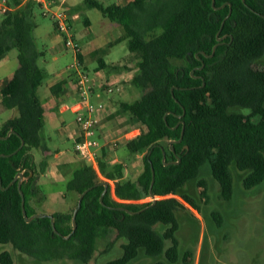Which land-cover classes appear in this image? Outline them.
Returning a JSON list of instances; mask_svg holds the SVG:
<instances>
[{
    "label": "trees",
    "instance_id": "obj_1",
    "mask_svg": "<svg viewBox=\"0 0 264 264\" xmlns=\"http://www.w3.org/2000/svg\"><path fill=\"white\" fill-rule=\"evenodd\" d=\"M85 2L123 26L124 33L111 44L127 39L138 59L132 83L143 93L132 102L123 101L119 110L128 115L129 125L144 127L126 144L133 153H144L143 170L135 180L120 182L126 165L111 162L104 148L97 166L78 167L66 183L68 191L77 193L76 204L88 189L76 215L77 228L69 238L65 235L73 230L76 205L51 212L59 233L50 216L26 220L18 181L11 182L18 172L24 173L25 207L28 215L35 214L34 202L46 194L38 177L48 164L46 159L37 163L33 153L46 149L44 107L38 96L45 79L38 59L44 51L33 36L35 8L40 3L29 0L6 10L0 19V59L16 47L19 64L2 87L1 100L19 114L0 128V135L15 130L0 137V243L39 260L70 257L87 262L96 251L98 237L115 229L118 237L127 239L123 254L100 264H129L142 252L165 255L153 264L176 262L180 258L176 212L185 205L180 197L196 205L184 190L193 180L206 193L207 182L201 178L204 165H209L227 200L234 195L233 166L244 175L245 188L264 181V0H215L214 5L213 0H130L107 6L99 0ZM220 29L219 35H226L221 40ZM98 62L99 68L121 66L103 57ZM67 82L62 79L52 91L63 92ZM236 107L251 110L245 113ZM183 123V139L165 146L163 139L180 138ZM23 139L24 145L16 151ZM104 181L108 188L101 197ZM150 196L155 198L139 201ZM158 223L166 225L163 232L156 228ZM168 240L171 244L166 246ZM0 264H15L10 250L0 252Z\"/></svg>",
    "mask_w": 264,
    "mask_h": 264
},
{
    "label": "rangeland",
    "instance_id": "obj_2",
    "mask_svg": "<svg viewBox=\"0 0 264 264\" xmlns=\"http://www.w3.org/2000/svg\"><path fill=\"white\" fill-rule=\"evenodd\" d=\"M69 2V0H66ZM77 11L69 16L71 33L81 43V51L90 56L97 49L102 48L101 55L108 63L125 62L117 71L108 68L101 69L102 77L107 81H114L117 85L128 84L131 89L128 93H122L119 88L114 87L115 91L108 92L96 100L110 103V97L118 100L134 101L138 99L143 91L132 83V78L137 71L136 56L131 53L128 47L127 39H123L112 45H108L111 40L118 37L124 29L122 25L106 16L101 9L89 6L85 0H80ZM105 6L110 5L116 0H99ZM6 4L4 0H0ZM67 2L57 0L55 4L66 7ZM14 7L15 3L10 0ZM3 11L0 9V19ZM85 17H89L90 24L85 22ZM35 20L37 27L33 32L34 39L39 49L44 51L38 59L40 67L46 70L44 86L49 82L52 71L56 73L65 70L70 73L67 65L72 61L74 50L66 46L64 41V32L56 29L54 21L49 14H44V8L37 5L35 8ZM5 63L0 65V100L1 86L6 77L16 69L19 64L18 49L16 47L9 50L6 54ZM57 56V57H55ZM1 60V59H0ZM264 61V57L262 58ZM87 69L92 78L97 76L96 68L99 66L98 60L88 58ZM117 72L118 81L113 79V73ZM125 84V85H126ZM124 85V86H125ZM99 88H102L100 85ZM45 106V126L42 135L47 146L59 152L60 158H70L73 165L78 168L85 159L75 151V137L73 133L77 130L76 113L69 106L67 110L60 111L59 106H54L42 96ZM245 113L251 109L245 107L233 108ZM19 111L16 107L8 108L0 103V128L3 122L11 117L17 116ZM124 118L120 123L109 130V136H117L125 130ZM123 122V123H122ZM162 142L168 146L171 141L163 139ZM41 149L33 150L35 160L38 162L42 157ZM54 153V152H53ZM119 155L126 157L119 158L126 165L125 175L120 182L135 180L143 170L144 153L130 151L125 144L120 145L117 150ZM53 157V156H51ZM50 157V158H51ZM55 157V156H54ZM234 170V195L227 200L222 196L218 181L213 177L209 165H204L201 169V178L207 182L206 193H203V186L198 184V180L190 181L184 187L195 200L196 205H192L180 197L184 202V207L176 212L179 228L176 235L180 241V258L176 262L168 264H264V181L252 188H245L243 185L244 175L233 166ZM72 176V174H71ZM70 176V177H71ZM42 176V183H45ZM62 183L50 178L45 186L48 198L44 196L41 201L34 202L38 212H48L53 210H70L76 205L77 193L69 198L62 191L58 193ZM113 189H115V180H113ZM57 196H55V194ZM70 195L72 191L65 192ZM151 197H145L139 201L150 200ZM166 225L156 224V228L163 232ZM127 239L117 236L115 229H109L102 233L96 244L94 255L87 261H81L70 257L52 260H39L33 256L27 255L16 250L11 244L0 243V252L8 249L12 252L15 264H100L108 260L119 257L123 254L122 244ZM171 241H166L169 246ZM189 254L187 261L184 256ZM159 259H166L164 254L159 256L141 253L129 264H153Z\"/></svg>",
    "mask_w": 264,
    "mask_h": 264
},
{
    "label": "crops",
    "instance_id": "obj_3",
    "mask_svg": "<svg viewBox=\"0 0 264 264\" xmlns=\"http://www.w3.org/2000/svg\"><path fill=\"white\" fill-rule=\"evenodd\" d=\"M13 1L15 3L14 7L10 4V0H5L6 5L8 6L9 9H15V8L21 7L24 4H26L27 1H29V0H13ZM34 1L40 3L39 0H34ZM53 1L56 2L57 0H53ZM62 1L67 2L66 0H62ZM129 1L130 0H116L115 2L117 4L124 5V4L128 3ZM80 2H81L80 0H69V2H67L66 9H67V12H68L69 16L77 11V6L80 4ZM0 4H2V2H0ZM87 18L89 19V17H85V20ZM89 24H90V21H89ZM35 29H34V32H35ZM123 33L124 32H122V34ZM122 34H120V35H122ZM118 37H116L114 40H111L108 43V45H112L111 43L114 42ZM101 53H103V49L102 48L97 49L96 52L92 53L90 56H87V55H85V53L83 52V49H82V51H80V56L82 57V61L84 63V66L87 68L86 62H87L89 57H90V59H95L96 58L97 60H99L100 57H103L101 55ZM74 56L75 55H73V58H74ZM6 57H7V55L0 60V65L5 63ZM55 57H57V56H55ZM109 64H113V63H109ZM114 64H119V65H121L120 67L126 66V63L125 62L122 63V61H120L118 63H114ZM106 68H108L109 70L117 71V69H112V68H109V67H106ZM101 69H103V68H99V67L96 68L97 76L93 78V80H94V82H95V84L97 86L96 89H95V93L93 94V98L94 99L98 98V97H100V96H102L104 94H108V91L106 90V85L104 84V81H106L107 79L104 78V76L102 77ZM15 70L12 71L11 73H9V75L6 77V79L4 80V82H3L2 86H1V89L12 78ZM44 71H45V76H46V70L44 69ZM54 73L55 72L52 71L50 79H49V82H47V84L45 86H44V84H42L41 87L38 90V96H39L42 104H43V101H42V96H43V98L46 99L48 102H50L52 105L59 106V110L60 111H65L70 106L71 109L76 113L73 105L78 101V93H77V91L75 89L74 82L71 79V77L69 75V72L65 73V70H64V71L56 73V74H54ZM112 73H113V76H112L113 79L118 81L119 79L117 77V72H112ZM66 78L68 79V82L66 84L67 88L65 90L63 89V92L61 91V93H59V94L54 93L52 91V87L54 85H56L57 83H59L62 79H66ZM100 85H102V88H99ZM124 85L123 84H119V85L115 84L114 87L116 86L115 89L119 88L123 94L124 93H128V91L131 89V87L128 84H126L125 86ZM115 89H114V91H115ZM109 97H110V103L107 104L108 105V110L106 112L107 114L102 119V130L104 132V133H102L103 136H104V137L102 136V142H104V146L101 148L99 153L101 154L102 149L106 148L108 150V152H109L108 153V158H109V160L111 162H123L119 158V156L124 158V157H126V155H124V154L119 155L117 153L118 148L122 144L126 145L129 140H131V139L135 138L137 135H139L144 130V127L137 126V125L136 126L135 125H129L127 122H124L125 127H126L125 130H123L120 135H117V136L121 137V143L117 147H113L110 143H107L105 141V138L113 137V136H109V130L111 128H113L115 125H117L118 123H120L124 118H127L126 117L127 114L126 113H122L119 110L121 103L123 101H127V100H118L115 97H112V96H109ZM0 103H2V100H0ZM43 107H44V110H45L44 104H43ZM44 118H45V112H44ZM45 123H46V120H45ZM76 126H77V130L73 133V135L75 137V141H76V139H77V137L79 135V125H78L77 121H76ZM42 137H43V135H42ZM43 140H44V138H43ZM44 145L46 146V149L45 150L41 149V151H43L41 159H39L38 162L35 160L37 163H40L43 159H46L47 162H48L45 172L41 173L40 176L38 177L39 184L45 190V186H46L47 182H49L50 178L52 180H57L58 183H60V182L62 183V186L60 187V189H56L58 191V193L60 191H62L64 193V195L66 197L69 196V198L71 196H74L75 195L74 191H72V193L70 195L65 193V192L68 191L66 189V183H67V181L69 179H71V177H72L71 174L73 175V172L75 171V169H77V168H75V166L72 163L73 160L70 159L69 157L66 158V159L60 158V155H59L58 151L50 149L47 146V144L45 143V141H44ZM74 147H75V145H74ZM75 151H76V149H75ZM76 153H78L79 155H81L85 159V161L82 163V165L88 163V164H93L94 166H97V162H92L91 160L87 159L85 156H83L78 151H76ZM137 155L139 156L140 153H137ZM51 156H53V157H51ZM34 158H35V154H34ZM42 176H44V179L46 180L45 183H42ZM111 182H112V195H113V197H116L115 194H114V189H113V180ZM58 193H56L55 196H57ZM45 197L48 198L47 192L45 194ZM54 211H57V210L48 211V212L51 213V212H54Z\"/></svg>",
    "mask_w": 264,
    "mask_h": 264
},
{
    "label": "built area",
    "instance_id": "obj_4",
    "mask_svg": "<svg viewBox=\"0 0 264 264\" xmlns=\"http://www.w3.org/2000/svg\"><path fill=\"white\" fill-rule=\"evenodd\" d=\"M39 1L41 7L44 8V14H49L53 19L56 29L64 32L66 46L74 50L75 56L67 67L78 93V101L73 105L76 111V121L79 125V135L75 141V149L92 162H97L100 155L99 151L104 146V142H102V133H104L102 119L107 114L108 105L93 98L97 86L80 58L81 43L71 33L70 19L66 7L55 4L53 0ZM0 9L5 12L9 8L3 3L0 4ZM114 85V81H107L106 90L112 92ZM105 141L113 147H117L121 143V137L113 136L105 138ZM150 197L151 199L155 198Z\"/></svg>",
    "mask_w": 264,
    "mask_h": 264
},
{
    "label": "water",
    "instance_id": "obj_5",
    "mask_svg": "<svg viewBox=\"0 0 264 264\" xmlns=\"http://www.w3.org/2000/svg\"><path fill=\"white\" fill-rule=\"evenodd\" d=\"M214 4H215V0H213V5H214ZM230 14H231V11H230V13L228 14V16H229ZM228 16H227V17H228ZM262 16H264V14H262ZM220 32H221V29L218 31V39H219V40H221L222 38H224V37L226 36V35H224V36H220V35H219ZM217 45H218V44H215V46H214V48H213V53L215 52ZM213 53H212V54H213ZM204 83H205V82H204ZM183 124H184V125H183V129H182V133H181L180 138L177 139V140H171V143H173L174 141H179V140H182V139H183V137H184V126H185V123H183ZM13 132H15V130H14V129H11V130L8 131V133H7L6 135H0V137H1V138H6V137H8V136H9L11 133H13ZM24 143H25V141H24V139H23L21 145L19 146V148H18L16 151H18V150L24 145ZM171 148H173V150H175L173 145H171ZM163 157H164V159L166 158V150H165L164 148H163ZM169 162H170V161H168V162H166V163H169ZM171 162H178V161H171ZM152 171H153V179H152L151 186H150V190H151V191H152V188H153V185H154V182H155V170H154V167H152ZM23 178H24V173H23L22 171H20V172H18V174L15 176V178L13 179V181L11 182V184H12L13 182H15L16 180L18 181L19 190H20V193H21V195H22L23 214H24L26 220H27V221H30V220H32L34 217L50 216V217H51V220H52V225H53V227H54L55 232H56V233H59V232L57 231V229H56L55 221H54V215H53L52 213H49V212H36L35 214L28 215L27 209H26V207H25V195H24V191H23V189H22V180H23ZM0 183L2 184V177H1V175H0ZM104 184H105V189H104V191H103L101 197L104 196V194H105V192H106V190H107V188H108V182H107V181H104ZM87 190H88V189H87ZM87 190L83 191V192L80 194V197H79L78 203L76 204L75 209H74V213H73V224H74V227H73V230H72V232H71L70 234L65 235L66 238H69V237L71 236V234H72V233L75 231V229L77 228L76 215H77L78 210H79L80 207H81L82 199H83L85 193L87 192ZM129 211H130V210H129ZM130 212H134V211H130Z\"/></svg>",
    "mask_w": 264,
    "mask_h": 264
}]
</instances>
